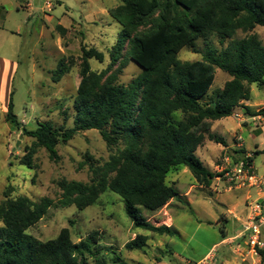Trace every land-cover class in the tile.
I'll list each match as a JSON object with an SVG mask.
<instances>
[{
  "label": "trees",
  "instance_id": "1",
  "mask_svg": "<svg viewBox=\"0 0 264 264\" xmlns=\"http://www.w3.org/2000/svg\"><path fill=\"white\" fill-rule=\"evenodd\" d=\"M156 14L154 28L141 31ZM109 15L122 27L120 39L113 47L110 65L99 75L91 72L88 60L103 62L104 55L94 49L83 50L74 127L62 131L42 123L34 130H22L36 140V146L46 148L52 160H58L57 146L81 131H99L109 148L123 144L126 150L114 178L96 179L89 186L63 182L59 205H76L83 210L109 189L122 198L134 228L174 237L176 229L154 225L143 215V209L157 212L171 201H182L175 185L166 182L169 173L181 166H186L198 182L212 185L216 175L203 164L197 151L207 138L224 145L223 139L212 134L213 123L232 117L242 102L251 101V85L264 86V45L259 36L234 39L239 30L247 34L264 27V0H122L109 9ZM212 36L221 44L228 42L227 46L220 51L213 49ZM199 39H204L203 60L176 63L172 70L165 68L171 57L184 48H195ZM126 56L143 70L127 86L119 83L118 74L108 77L116 66L122 72ZM64 68L59 66L58 77L66 73ZM217 69L231 79L216 100L207 101ZM13 95L4 119L19 130ZM245 108L253 114L250 107ZM177 112L183 119L175 118ZM259 112L264 114V108ZM34 154L28 152L20 164L33 169ZM253 161L254 156L248 158L249 163ZM55 205L49 198L36 203L25 196L6 199L0 205L4 222L0 226V264H91L92 260L106 264L103 254L110 249L101 244L99 231H92L78 243L68 228L47 242L26 234ZM146 246L147 237L138 235L125 247L134 251ZM260 254L264 258V250ZM117 261L115 264H126L119 258Z\"/></svg>",
  "mask_w": 264,
  "mask_h": 264
},
{
  "label": "rangeland",
  "instance_id": "2",
  "mask_svg": "<svg viewBox=\"0 0 264 264\" xmlns=\"http://www.w3.org/2000/svg\"><path fill=\"white\" fill-rule=\"evenodd\" d=\"M121 2L122 0H99L92 4L86 0H0V11L3 13L0 17V24L3 26V30H0V57L18 63L10 91L14 92V114L21 124V129L18 130L13 129L5 119L0 122V205L6 199L13 201L21 196L36 203L43 198L52 199L56 205L28 229L26 234L35 241L47 242L57 238L63 229L68 228L72 240L78 243L92 231H99L102 235L101 244L110 249L103 254L106 264H115L117 258L126 264H176L173 259L175 254L177 259L197 261L208 252L211 255L207 262L216 264L217 253H228L224 250L229 247V243H222V232L232 234L233 220L228 215L231 220L225 226L224 219L220 216L223 212L219 205L220 196L213 195L209 189L211 185L198 182L186 166L171 171L166 182L168 185H175L182 193L190 192L192 186L196 185L197 189L192 197L199 198H193L191 204L187 203L186 198L181 202L177 201L181 209L175 213L176 228L181 236H161L134 228L126 215L122 198L109 189L83 210L76 205L68 208L59 205L63 197V182L89 186L96 179L110 181L114 178L126 150L123 144L109 148L99 131H81L67 143L59 144L56 148L58 160H52L47 149L36 146V140L25 136L22 130H34L42 123H50L54 129L62 131L74 127V106L78 99L84 65L83 50L94 49L104 55L103 62L95 58L88 60L91 72L101 74L111 63V53L122 30L120 24L108 13L101 14L98 10H93L96 18H90V6L115 7ZM47 3L52 4L51 10L46 8ZM157 20L158 14L141 31L152 30ZM251 34H257L264 45V27L261 26L247 34L239 30L234 39H243ZM210 41L211 47L217 51L225 48L228 43L221 44L213 36ZM203 48L204 39H199L195 48H184L171 57L165 68L172 70L176 63L189 64L203 60ZM125 49L127 50V45ZM125 63L126 67L122 72L116 66L108 77L118 74L119 83L127 86L140 77L143 70L129 56L125 57ZM60 65L65 67L66 73L58 77ZM230 79L227 73L217 69L215 82L205 100H216ZM101 84L102 82L98 86ZM250 89L251 101L242 102L236 112L246 118L261 116L262 119L239 122L232 116L214 122L212 132L218 138L233 143L242 142L241 135L237 133L242 130L248 149L254 151L257 145L264 150V114L259 112L264 108V86L253 84ZM245 106L250 107L253 114H249ZM175 118L181 120L183 114L177 112ZM206 140L211 154L215 155L217 150H222L221 145L210 142L208 138ZM30 151L35 152L33 169L20 164V159L27 157ZM231 151L230 165L225 164L224 153L215 156L218 160L216 163L211 162V155L209 159L201 158L209 169H213L212 165L223 168L222 171H214L216 177L213 182L220 193L224 187L236 186L238 183L225 176V170L231 171L243 157L240 150L237 153ZM256 158V166L263 172L264 154ZM143 215L150 221L155 213L143 209ZM0 226H4L1 219ZM138 235L147 237V246L144 250H127L126 244ZM216 244L217 247H214ZM229 255H235V252H229ZM221 258L219 259L222 260ZM91 264L96 263L92 260Z\"/></svg>",
  "mask_w": 264,
  "mask_h": 264
},
{
  "label": "crops",
  "instance_id": "3",
  "mask_svg": "<svg viewBox=\"0 0 264 264\" xmlns=\"http://www.w3.org/2000/svg\"><path fill=\"white\" fill-rule=\"evenodd\" d=\"M95 1H99V0H86V2H89L92 4ZM90 7L92 9V10H90V12H91L90 18H96V12L93 10H98L99 12H101V14H106V13L109 14V9L114 8L111 6H103V7L94 8L95 7L94 5L90 6ZM1 16H3V13H1V11H0V17ZM1 25L2 24H0V30H3V28H2L3 26H1ZM16 33H19V32H16ZM12 34L14 35L15 33L12 32ZM5 67H7V68H5ZM17 68H18L17 62L8 61V60H5L2 57H0V114L2 115V119H4L6 117V114L8 111L10 97H11V94L13 93V91H10L11 85H12V78L14 77ZM259 117H261V116H256V117H252V118L251 117L250 118L244 117V120H248V119L256 120ZM244 120H241V121L237 120V121L242 122ZM214 127H215V123H213L212 131H213ZM244 130L246 132V129H244ZM237 133L239 135H241L240 137L242 138L241 139L242 142H235L234 141L233 143H228L226 140H223L225 142V144L223 145V144H218L214 141H210V142H213V143H216V144L222 146V150H217L215 155L210 153V148H209L210 145L208 146L207 140L204 142V144L197 151V155L201 161H202V159H201L202 157H207L209 159V155H211V159H212L211 162H215V163H216V161H218L215 158V156L217 154L222 155L224 153V157H225L224 162H225V164L227 163L229 165H230L231 154H232L231 150H234V152H236V153L238 152L237 150H240L242 152V156H243V157L241 156L242 157L241 159H243L247 155L254 156V161L252 163L253 167L255 169V172L260 177V179H262V183L260 186L252 187L248 184V182H245L244 184L238 182L236 186H230L228 188L224 187V189H222L223 191L221 193L219 191H217V189L215 187V182H212V185L210 186L209 189H210V191H212L213 195L217 194L218 196H220L219 197V200H220L219 205L221 207V210L223 211L220 214V216H222L224 219L223 223L227 227V225H229V223H230V220L232 219L233 220L232 224L234 225V230H232V234H229L228 232H226L225 236L223 238L224 240L222 241V243H226V242L229 243L228 244L229 247L226 248L224 250V252L225 251H228V253L229 252H235V255H229L228 256V253L227 254L223 253L222 255H219L217 253L216 264L219 262L222 264L223 261H224L223 264H264V259L261 256L260 257H254V255L250 252V248L248 247V245L246 243V238L244 236L245 226L247 225L248 220H249V216H250V211H251L250 206L255 202H258V203H260V205L264 206V171L261 172L260 170H258V168L256 166V159H257L256 157L258 156L257 153H259V155L264 154V150H261L259 148V146H257V145H256V148L254 151L248 149L246 147V140H245L243 131L240 130ZM212 134H214V133L212 132ZM258 134H260V133H258ZM203 164L205 165V162H203ZM212 166H213V169H210V171L213 173L215 170H218V171L223 170V168H221L220 165H212ZM212 187H215V189H212ZM195 189H197V186L193 185L192 188L190 189V192L187 191V192L182 193L181 191H179L180 195L182 196V201L184 200V198H186L187 203L191 204V203H193V198L198 199L199 196L192 197ZM178 204L179 203L177 201H171L163 209H161L157 212H153V213H155V215H153V217L151 219L152 221L150 220V222L153 223L154 225L157 224L156 226H160L159 223H161V225L173 227L174 229L177 230L175 213L178 209H181V207L178 206ZM172 209H174V210L172 211ZM228 215L231 216V219L229 218ZM158 217H160V219H158ZM178 234L181 236V232L178 231ZM214 247H217V244L214 245ZM233 249H235L238 253H236V251H234ZM209 255H211L210 252L205 254L202 258L198 259L197 261H193L191 259H187V260L186 259L185 260L184 259H177L176 254H175L173 256V259L176 261V264L177 263H179V264H192V263H197V262L203 261ZM221 256H224L225 258L222 259ZM219 258H221L222 260H220ZM161 263H163V262H161Z\"/></svg>",
  "mask_w": 264,
  "mask_h": 264
},
{
  "label": "built area",
  "instance_id": "4",
  "mask_svg": "<svg viewBox=\"0 0 264 264\" xmlns=\"http://www.w3.org/2000/svg\"><path fill=\"white\" fill-rule=\"evenodd\" d=\"M46 8L51 10L53 8L51 3L46 4ZM233 116L237 120H244V115L239 112H234ZM262 119V117H259ZM251 156H245L231 171L225 170V176L230 181H237L244 184H248L252 187L260 186L262 179L255 172L253 164L248 162V158ZM250 216L247 225L245 226L244 236L246 243L250 248V252L254 257H260V250H264V206L260 203L255 202L251 206ZM237 252V251H236ZM209 257L196 264H210L207 262Z\"/></svg>",
  "mask_w": 264,
  "mask_h": 264
}]
</instances>
